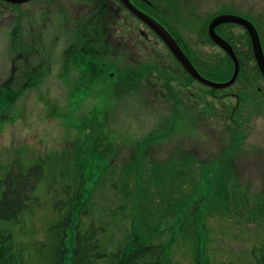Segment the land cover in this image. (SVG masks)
I'll use <instances>...</instances> for the list:
<instances>
[{
	"label": "rangeland",
	"instance_id": "374dc122",
	"mask_svg": "<svg viewBox=\"0 0 264 264\" xmlns=\"http://www.w3.org/2000/svg\"><path fill=\"white\" fill-rule=\"evenodd\" d=\"M144 1L198 69L212 73L204 74L210 81L225 82L233 72L230 58L207 36L215 16L250 18L262 26L264 48V0ZM56 10L38 1L0 2V179L33 165L42 174L17 218L0 222L14 258L44 264L48 227L61 215L54 204L83 173L89 178L78 228L96 229L101 251L136 236L164 246L175 264H195L198 245L204 264H257L264 253V80L246 32L236 25L217 29L240 72L231 87L214 91L195 82L185 87L189 77L168 49L130 20L126 29L135 34L121 41L126 48L110 52L113 71L151 74L139 90L126 91L117 74L86 83L97 70L82 74L63 61L74 38L60 21L78 10L65 0L63 14ZM42 13L49 14L46 21ZM210 92L240 98L236 124L229 120L235 99L217 100ZM230 149L227 163L216 158Z\"/></svg>",
	"mask_w": 264,
	"mask_h": 264
},
{
	"label": "trees",
	"instance_id": "16d2710c",
	"mask_svg": "<svg viewBox=\"0 0 264 264\" xmlns=\"http://www.w3.org/2000/svg\"><path fill=\"white\" fill-rule=\"evenodd\" d=\"M66 28L68 34H72L74 38V41L69 47L85 48L86 53H81L83 55L79 54L78 58L82 57L88 63L90 61H94L96 64L98 63V68L86 69L85 67V69L80 70L82 74L83 72L84 74H89L97 70V75L93 78L87 76V78L90 77V79H88L86 83L91 79L92 83H95L99 76L107 72V74L112 73L109 74L108 77H114V75L117 74L119 79L118 87L122 85L120 89L139 90L142 86L141 82L145 81H143L142 78L150 76L151 73L149 74V72L151 71L149 70L151 69L149 68V70L139 69L134 75L127 72L129 74L122 76L117 71L115 74L110 57L106 56L101 51L107 44L106 38L96 34L91 35L90 32L87 31L90 28L87 20H63V29ZM88 47L92 48L94 53H91L92 51H87ZM69 57H71V61L68 60ZM63 58H65L63 61L70 64L75 69L81 67L76 66L77 63L75 59L77 57L72 52H64ZM79 60L81 61L80 58ZM101 64L104 67H102ZM182 73L186 75L183 70ZM204 74L211 75L212 73L207 71L204 72ZM233 115L234 113H232L231 110L229 120L231 123L236 124ZM234 137L237 138L238 136L235 134L233 135V138ZM232 155V149L224 150L222 155L216 158L220 160L223 159L226 161L225 163H227L230 158H233ZM41 175V168L39 165L30 166L28 170L24 172L17 170L15 173L7 172L4 174L0 179V222H9L17 218L20 211L29 201L32 191ZM88 178L89 175L79 173L74 190L69 195H66L65 199L58 200L57 203L54 204L55 210L61 211V215L48 227L50 245L47 250V258L44 264H96L98 261H105V264H175L165 257L164 246L146 243L143 238L135 236L131 238L129 242H124L122 246L106 253L99 249L97 239L95 238L96 229L90 227L80 231L78 228L77 216L84 213V208L82 206L85 203V196L83 193ZM99 229H101V227ZM10 238L9 232H4L0 229V264H23L20 259L14 258ZM197 238L198 244L199 237ZM198 246L196 248L195 264H204L200 258ZM257 264H264L263 252H261L257 259Z\"/></svg>",
	"mask_w": 264,
	"mask_h": 264
},
{
	"label": "flooded vegetation",
	"instance_id": "af4514ba",
	"mask_svg": "<svg viewBox=\"0 0 264 264\" xmlns=\"http://www.w3.org/2000/svg\"><path fill=\"white\" fill-rule=\"evenodd\" d=\"M36 1L41 2L45 6L53 5L57 9L55 14H61V15L63 14V10H62L63 0H28L24 4L36 2ZM65 1L67 3L75 6L78 10V11L73 10V11H71L70 14H64L66 16L69 15L68 19H66V20H69V19H70V21H76V20H80V19L81 20H87L89 22V27H90L87 31H89L91 35L96 34V35L103 36L106 38L107 44L103 47V49H101V51L108 57H110V52H112L113 50H116L114 52H119L121 48H126V45H123V46L121 45V41L123 40V38L128 40V38H132L134 36V34H135L134 31L128 32V30L126 29L127 22H129L130 20L140 22L139 19H137L131 12H129L126 8H124L119 3L118 0H65ZM129 1L137 10H139V11L151 16L153 19H155L151 14H149L148 12H146L144 10L145 4L148 7H151L152 3H147L144 0H129ZM0 2L5 3L1 0H0ZM44 11L47 12L46 9ZM220 15H233V16H238V17H241V18L247 20L248 22H250L254 26V28L257 31V34L259 36V39H260L259 27H262V26H260L256 22H253L250 18L240 16L239 14H230V13L219 14L217 16H220ZM43 16H44L43 20L46 21V19L49 17V14L42 13V17ZM217 16H215V17H217ZM155 20L159 24H161L169 32V30L166 28V26L163 23L159 22V20H157V19H155ZM140 23L143 24L142 22H140ZM259 23L263 24V21L259 20ZM225 25L232 26V25H236V24H223V25L217 26L215 28V32L218 36H220V35L218 34L219 32L217 33V29L219 27L225 26ZM43 26H45V22H44ZM60 26L63 27L62 20L60 21ZM236 26H239V25H236ZM91 27H92V29H91ZM239 27H241V26H239ZM241 28L246 32V30L243 27H241ZM152 33L157 37V35L154 32H152ZM246 34H247V32H246ZM171 36L174 38V36L172 34H171ZM247 36H248V34H247ZM220 37L222 39H224L227 43L230 44V42L226 38H224L222 36H220ZM260 42H261V39H260ZM131 43L134 44L136 42L131 41ZM177 43H178V41H177ZM116 45H117V47H116ZM178 45H179V43H178ZM230 46L232 47L231 44H230ZM261 46H262L263 53H264V48H263L262 42H261ZM179 47H180V45H179ZM135 48L139 49V47L136 44H135ZM181 50H182V48H181ZM66 51L72 52L73 54L76 55V57H77L76 58L77 60L75 59V61L77 63L76 66H78V67L81 66V67H79L80 69H85V67H86V69H90V68H94V67L98 68V63L96 64L94 61H92V62L90 61L88 63L82 57H79L81 59V61L79 60L78 55L81 53H86L85 48H83V47H80V48L68 47L67 49H64V51L62 52V55ZM87 51H92L91 53H94L93 52L94 50H92V48H89V47L87 48ZM182 51L185 54V56L190 60V62L195 67V69L198 71V73L204 77V72L202 73L198 69V67L195 65V63L190 59L186 49L183 48ZM114 52H112V53H114ZM251 52H252V49H251ZM81 55H83V54H81ZM252 57H253V53H252ZM253 60H254V63L256 65L254 57H253ZM177 64L179 65L178 62H177ZM101 66H102V64H101ZM102 67H104V66H102ZM256 67H257V65H256ZM257 70H258V68H257ZM258 72H259V70H258ZM259 74H260L261 78L264 80V78L260 72H259ZM186 75H188V74L186 73ZM157 76H158V78L155 79L156 83H158L157 80L161 79L160 76L163 77V75L160 73ZM188 77H189V79L187 80V82L182 83L185 87L189 86L191 84V82L192 83L195 82L198 85H200L198 82L192 80L189 75H188ZM179 84L182 85L181 83H179ZM166 86H167V84L163 85L161 88L165 89ZM203 87L205 88V86H203ZM206 89H208V88L206 87ZM225 95L230 96V93L220 92L218 94H215L214 92H212V93L210 92V96L217 99V100L222 99ZM235 96H237V95H235ZM235 96L234 97L230 96V97L235 99L236 102L239 100V106H240V99L238 98V100H237V97H235Z\"/></svg>",
	"mask_w": 264,
	"mask_h": 264
},
{
	"label": "water",
	"instance_id": "95a60500",
	"mask_svg": "<svg viewBox=\"0 0 264 264\" xmlns=\"http://www.w3.org/2000/svg\"><path fill=\"white\" fill-rule=\"evenodd\" d=\"M1 1L12 5H20L26 3L28 0H1ZM118 1L124 8H126L129 12H131L137 19H139V21L142 22L149 30H151L157 35V37L165 45V47L168 49V51L171 53L174 59L179 63L182 69L191 77L192 80L198 82L199 84L208 87L211 90L220 91L231 87L237 80V77L240 72V64L238 58L233 48L230 46V44L227 43L220 36H218L215 32V28L223 24H236L243 27L246 30L257 68L264 78V53L261 46V42L254 26L247 20L233 15H220L213 18L208 24L207 35L209 40L215 46L220 48L230 58V60L233 63V72L231 77L225 82L216 83L204 78L198 73V71L189 61V59L185 56V54L179 47L178 43L176 42V40L161 24H159L151 16L137 10L130 3L129 0H118ZM238 106H239V100L237 101V104L233 109V111L236 108H238Z\"/></svg>",
	"mask_w": 264,
	"mask_h": 264
}]
</instances>
